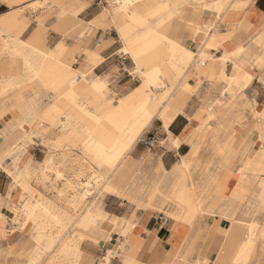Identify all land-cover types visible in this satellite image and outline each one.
<instances>
[{"label": "rangeland", "instance_id": "374dc122", "mask_svg": "<svg viewBox=\"0 0 264 264\" xmlns=\"http://www.w3.org/2000/svg\"><path fill=\"white\" fill-rule=\"evenodd\" d=\"M57 2L55 4L46 1L43 5L44 8L41 6L37 8V5L33 10L25 9L22 13L20 12L21 14L18 13L16 16L17 29H13L11 32H7L4 24L3 27H0L4 31L0 34L3 39H0V46L4 44L5 47L0 52V63L15 61L14 67L1 79L0 133L10 131L11 133L4 136H22L14 149L0 154V237H6L13 232H21L23 237V244L20 248H10L8 245L4 248L0 238V264H30L32 258L36 260L34 264H70L67 259L59 257L56 251L65 240L75 243L77 232L80 229L71 227L67 231L60 232L58 237L61 238V241L54 249L45 250L46 237L54 238L58 231L57 228L50 225L44 233H41L39 222L28 221L22 215L24 208L35 207L39 200L53 201L62 210L72 213L74 217L85 207L97 214L95 224L91 225L94 228H90L96 239L79 243L80 251L88 255V264H122L128 245L127 235L130 232V224H135L138 227L135 216L138 218V215L146 212L172 220L169 213L173 206L167 202L166 197L172 189L174 174L171 171L175 166L181 162L192 164L197 158L200 159L199 154L202 149L205 151L212 149V151L224 153L226 156L225 160H222L223 162L212 156L213 164L209 167V177H212L213 180H220L224 172L233 169L236 165L238 168L235 169L239 178L245 160L253 157L257 152H264V132H261L260 129L264 123V102L257 106L254 100L244 94L243 87L228 85L224 70L221 69L218 72L217 69V62L223 65L227 60L232 64L233 62L239 63L243 67V71L245 68L255 69L256 74L252 78H256L258 81L256 85L262 88L264 101V63L260 62V59L264 61V38L261 39L263 29L242 43V46L244 43L252 44L254 51L251 54L244 51L243 54L236 56V54L234 55L236 45L231 52L226 51L223 43L230 39L220 36L223 24L229 23V21L227 19L217 20L211 12L195 13L188 6L189 9L184 15L180 14L179 8H177L174 11L163 13L154 21L147 19L144 22L140 20L136 22L133 32L142 34L151 29L157 21L170 17L169 24L174 33H170L169 37L174 39L173 36H176L183 41L186 38H192L193 48L191 50L195 53L206 40L208 33L214 34L215 37L213 43L216 44L208 47V43H206L201 53L207 58L205 65H199L197 61L193 62L183 77L181 76V80L186 78L188 83L190 80L196 82L190 86L184 106L185 110L196 108L204 120L197 129L200 136L197 134L191 136L187 142L190 146L192 142L197 143L193 144L190 152L186 156H181L179 162L168 172L162 167L161 153L166 149L177 150L175 144L179 146V140L168 135L164 129L158 116L161 106L152 97L153 94L145 88L140 68L136 69L131 58L130 44L133 35L117 27L114 21V15L123 7L124 1L57 0ZM188 2L194 7L197 6L195 1L189 0ZM250 5L251 2L247 7ZM6 10V12L9 11L7 6ZM194 17H198L201 21L199 30L191 27L188 23ZM126 19L128 20V18ZM60 20L67 22V26L62 31L55 28ZM42 26L43 29L40 30L39 27L42 28ZM27 37L28 39H26ZM220 48L223 49L222 57L215 59L213 53ZM35 49L43 50L51 55L47 60L49 68L39 74L34 69L33 60H40L42 57L37 54ZM109 55L111 57L106 60L105 58ZM57 58H61L63 63L57 62ZM204 67L206 68L204 69ZM208 69L211 76L207 77L205 74ZM236 72L232 68L231 75L240 73ZM201 75L208 84L205 88L199 79ZM14 76L17 78L16 83H10V78ZM178 79V75L174 74L162 87L172 89ZM252 82L253 79L250 84ZM84 83L88 86L98 85L99 91L87 90L84 94V91L77 90L73 99L77 100V103L85 105L87 113L95 117H100L107 112V109L109 110L110 107L117 104L121 108H125L124 103H126L129 104V109H134L146 101L144 108L134 121V124L140 125L141 132L123 160L128 163V167L122 180H119L118 174H112L107 168L99 169L95 167L96 165H92L89 157L85 154V146L75 142L74 138V133L84 132V129L73 117L70 118L67 109H62V112L49 113L53 104L65 99L74 87H81ZM182 100L179 99V102ZM218 109L221 111L218 117L208 115L209 113L215 114L214 112ZM260 111L263 112L259 113ZM65 114L68 115L67 118ZM226 116L235 117L234 123L229 124L231 131L233 127L242 130L248 128L247 136H237L235 132L230 131L229 136H221L217 140L218 145L213 147V145L211 146L212 136L210 134L206 136L207 132H210V127L207 124L211 121L216 124L215 128H217L221 125L222 117ZM157 120L161 123V129ZM249 121L251 124H248ZM221 126L222 129H225L223 124ZM161 131L166 134L167 140H164ZM111 136L114 137L112 149L115 150L124 137H119L116 140L117 134L114 131ZM194 138L196 141H193ZM4 142H6L5 139L0 137L1 152L4 150V148L1 149ZM73 143H75L74 146ZM195 149L199 150L197 156L192 154ZM29 151L34 152L35 159L28 158L24 162L25 159L22 157L24 154L28 156ZM49 156L57 164L60 176L57 178L47 174L45 178L39 180L36 177L37 173L44 160ZM246 174L251 175L248 171ZM21 175L22 177H20ZM94 175L95 177H93ZM196 175L194 174V177ZM260 175L261 177L258 175L254 177L253 181L255 182L251 183L248 190L242 195H245L244 200L238 198L235 201L234 206L238 210L234 220L240 221L243 225L252 221H257L260 225L264 224V210L260 209V190L261 184H264V174ZM91 182L94 186L91 185ZM68 183L71 184L69 188H67ZM110 183H114V185L107 191L106 186ZM156 183L158 192L152 202L150 196ZM83 184L91 185L88 197L86 196L82 201L77 198L73 200L77 186L83 190ZM3 186L6 190L4 194H1ZM56 190L64 191L60 199L55 194ZM68 201H74L79 209L75 214L69 211ZM224 206L225 201L220 202L217 208L204 211L199 215L197 221L202 233L199 243L200 251L186 264H190L197 258L202 260L201 264H214L215 255L212 258L204 256L202 246L211 238V241L215 240L216 243H219L231 226L232 219L225 218L222 214ZM215 211L225 223V227L219 230L216 236H214L212 228L204 224L203 221ZM5 212L10 213V220ZM6 221L10 225L8 233L4 231ZM262 230L264 229L260 226L255 231V243L247 264H264ZM113 236L115 241L112 240ZM41 238L43 239L41 240ZM154 249L155 246L152 250ZM81 258L83 259L81 260ZM81 258L79 263L85 264L84 256ZM154 259L155 256L151 250L148 251V256L141 254L138 257V261L143 264H152Z\"/></svg>", "mask_w": 264, "mask_h": 264}, {"label": "bare ground", "instance_id": "6f19581e", "mask_svg": "<svg viewBox=\"0 0 264 264\" xmlns=\"http://www.w3.org/2000/svg\"><path fill=\"white\" fill-rule=\"evenodd\" d=\"M123 1H124V5L114 15V21L117 27L126 30V32L129 33L130 35H133V40L130 44L131 58L136 65V69L140 68L141 75L144 79L145 88H147L148 91L153 94L152 97H154L161 106L158 116L161 119L164 129L167 131L169 124L179 114V110L172 104L173 96L179 92H183L184 94L187 95L190 90V85L188 81L186 80V78L184 80H181V76L183 77V74H185V72L189 69L190 65L193 62L197 61L199 65H205V60L207 58L201 53L203 52V48L205 47V44L208 43L207 46L211 45L214 42L215 37L214 34L208 33L206 40L202 43V45L199 47V50L195 53L191 49L185 47L184 45H181L177 40L170 38L168 36V34L171 31L169 28L170 17H166V19L162 21L155 28H151V29L147 28L148 30L142 34H138V33L136 34L135 32H133L136 22L139 20L141 22H144L147 19L154 21L158 19L160 16H162L163 13H168L172 10L174 11L177 8H179V13L182 15L185 14L187 9L192 8L191 10H193L195 13L196 12L204 13L205 11H207L213 13L217 20L223 21L227 19L229 21L233 15L238 13L233 11L234 4L242 3V2L241 0H192L195 1L197 5L196 7H194V5L192 6L191 4H189L188 2L189 0H123ZM45 2L46 1L44 0H0V4L6 5L9 8V11L6 14L0 15V27L6 25L5 28L7 32L9 31L11 32L13 29H17L18 22L16 20V16L18 15V13L20 12L22 13V11L25 9L33 10V8L36 7L37 5H38L37 8L40 6L43 7ZM126 18H128V20ZM188 23L191 25V27L199 30L198 27L201 23L198 19H196V17L192 18L190 21H188ZM40 24L42 25V23ZM66 26H67L66 20H60L56 24L55 28L58 31H62ZM2 32L4 31L0 29V34ZM226 38H228V36ZM0 39L3 40L1 37ZM4 48H5L4 44H1L0 52L3 51ZM35 50H37L38 52L37 54L42 57L40 60H33L34 69L36 73L39 74L42 71L49 68L47 60L51 57V55L43 50H38V49ZM240 52L241 49L239 48L236 51V53H234V55L235 54L237 55ZM56 61L63 63V60L61 58H57ZM14 65H15L14 60L11 61L10 63H2V64L0 63V84L3 76L7 75L9 73V70L12 69ZM233 67L234 70L240 73L238 75L227 76L226 77L227 84L235 87L237 85H240V87H243L245 89L250 85L253 79L252 76H250L245 71L241 70L236 64H233ZM174 74H177L179 77L178 81L176 80L177 83L174 86V88L172 89L163 88L162 85L164 84L166 85V83L170 79V76ZM16 81L17 78L14 76L10 78L9 82L16 83ZM77 90L84 91L85 94V91L87 90L97 92L99 91V87L98 85L95 84L88 86L85 83L82 84L81 87L79 86L74 87L71 90L70 94L68 93L69 95L65 99L59 100L50 107L49 113H57L59 111L62 112V109H67L70 118L73 117L77 121V123H79V125H82L84 129V132L81 131V133L80 132L74 133V138H75V142L77 141L85 146V154L89 157L92 165L93 164L94 166L96 165L95 167H98L99 169L103 167L107 168L108 170L111 171L112 174H118L119 180H122L124 172L128 167V163L123 162V160L127 156L128 150H130L134 146L137 136L141 132L140 125L134 124V121L136 117L140 114L141 110L144 108L146 101L143 102L139 107L134 109H129L128 106L129 104L126 103H124L125 108H121V106L117 104L116 106L110 107L109 110L107 109V112H105L100 117H95L87 113L84 107L85 105L83 106L77 103L76 102L77 100L74 101L73 98L75 95V91ZM125 114L126 116L124 117ZM208 115L213 116L214 114L209 113ZM49 126L52 127V125ZM260 129L261 132L262 131L264 132L263 124L261 125ZM113 131L116 132L117 134V136H115L116 140L119 137H124V140L119 143V145L115 150L112 149L114 143V137L111 135ZM74 144L75 143H73V146ZM212 145L213 147H216L218 143L214 141ZM175 148H178V144H175ZM198 151H199L198 149L194 150L192 153L193 156H197ZM208 152L209 155L207 156V158H204L201 161L195 160V162L192 164H188L186 162H182L180 164L179 173L173 175L171 192L166 197V199L168 200L167 202L172 204L173 206V209L170 210L169 213L171 219L185 223L190 227L194 226V224L198 220L199 215L203 213L202 208L206 200L210 196L212 190L205 191L201 195H199L197 194V190H198L197 186L196 187L193 185L187 186L184 178L189 180L188 177L189 168L194 167L195 173L196 171H202L200 172L198 179L212 180L211 183L213 186H215L218 184L219 180L214 179L215 180L214 181L212 177L211 178L209 177L208 175L209 167L211 166V164H213L212 163L213 157H216L217 160L223 162L226 156V154L220 152H214L212 151V149L211 151L208 149ZM133 168L135 169V167ZM247 171L250 172L251 175H247L246 174ZM47 174H51L53 175V177H57V178L58 176H60V171L58 170L57 164H55V161L51 156L47 157L44 160L36 177L39 178L40 180L42 178H45ZM260 174H264V152H257L253 157L247 158V160H245L244 166L241 169L240 177L241 180L246 184V183H251L254 177H256L257 175L261 176ZM20 177H22V175ZM93 177H95V175ZM91 185L86 184L85 186L83 184L82 187L83 190H81V188H78L77 186L75 190L76 192L75 196L72 199L76 200L77 198L82 201L86 196L88 197V193L90 191ZM112 185H114V183H110L108 186H106V190L109 191ZM126 185L124 186L126 187ZM69 187H71L70 183H68L67 185V188ZM152 190L153 191L151 193V196L149 195L151 201L154 199L156 193L158 192L157 183L156 185H154ZM63 193H64L63 190H58V191L56 190L55 194L57 198L60 199ZM260 193H261L260 199L263 201L264 188L261 189ZM190 201L191 202L195 201V204L189 205L188 202ZM234 204H235V200L233 198H230L229 200L226 201V206L223 209L224 211L223 215L225 218L228 213H234L238 210L234 206ZM35 205L36 206L33 208L30 206L28 208H24L22 211V215L25 216L28 221H32L36 223L39 222V226H40L39 228L42 231L41 233H44L45 229L50 225H52L53 228L55 227V229L57 228L58 230L54 238L46 237L47 246L44 249L48 250L50 248L54 249V247H56V245L61 241V238L58 237V234H60V232L67 231L71 227L79 228L80 230H78L77 232L76 242L72 243L70 240H65L64 242L61 243L58 251L56 252L59 257L70 261L69 262L70 264H80L79 262L82 256H84L86 262L85 264H88L89 258L83 252L80 251L79 243L85 240L87 235L86 233L87 228L95 224V221L98 217L97 214L93 213L90 209H87V207H85L82 212H80L76 217H74L72 213L70 214L68 211L62 210L53 201L43 202V200H39L36 202ZM68 205L70 209L69 211L73 212L74 214L79 210L75 205L74 201H68ZM130 227H131L130 232L127 235L128 245L126 246V252L124 253L125 257L122 264H142L135 260V256L140 246L142 245L141 239L136 235L138 227H136L135 224H130ZM259 227L260 225H258L257 223H250L243 225L240 221L232 220V224L228 232V235L225 238L224 244L213 260L214 264H247V262L250 259L252 249L255 243V231ZM261 235L264 236L262 231H261ZM42 239L43 238H41V240ZM82 259L83 258H81V260ZM35 261L36 260L34 258L30 259V264H34ZM201 261L202 260L197 258L194 261H192L190 264H201L200 263ZM186 263H189V261H186L183 257H177L176 261H174L172 264H186ZM103 264H107V263H103Z\"/></svg>", "mask_w": 264, "mask_h": 264}, {"label": "crops", "instance_id": "0c3cea01", "mask_svg": "<svg viewBox=\"0 0 264 264\" xmlns=\"http://www.w3.org/2000/svg\"><path fill=\"white\" fill-rule=\"evenodd\" d=\"M44 1H50L55 4L58 3L57 0H44ZM241 2L242 3H237L236 5H234L233 11L238 12V13L231 17V19L229 20V23L226 22L223 24L221 28V33H220V36H224V38L228 36V38L230 39L229 41L223 43V47L225 48L226 51L231 52L232 50H234L235 45H236V51L239 48L241 49V52L237 54L236 56L243 54L244 51H246L248 54H251L254 51V46L252 44L247 45L244 43V46H242V43L245 42V40L248 39L249 37H254L262 29L263 31L261 33V39L264 38V0H252V1L251 0H241ZM249 2H251V5L247 7L249 5ZM6 11H7L6 6L0 4V15L1 14L3 15ZM165 19L166 18L154 23V25H152V28L157 27ZM196 19L200 21L199 18L196 17ZM229 24H235V25H229ZM169 28H170V24H169ZM39 29L42 30L43 26L42 28L39 27ZM172 31L173 30H171L170 33H174ZM170 33L168 34V36H170ZM28 37L26 39H28ZM173 37L181 45H184L185 47L189 49L193 48L192 47L193 41L191 40L192 38L191 39L186 38L183 41L182 39L176 36H173ZM215 44L216 43H213L209 46L212 47ZM222 54H223V49L221 48L213 53L215 59H220L222 57ZM110 57L111 55H109L105 59L107 60ZM260 62L261 64H263L264 61L260 59ZM233 64H236L241 70H243V67L239 63L233 62ZM233 64L229 60H227L223 65L220 62H217L218 72H220L221 69H223L225 75L230 76L232 73V68L234 69ZM205 68L206 67H204V69ZM208 71H206V74H205L207 75V77L211 76V72L209 69ZM244 71L252 77L256 74L255 70H252L250 68H245ZM199 79L202 82L203 88L208 86L207 81L205 80L203 75L199 76ZM195 83H196L195 81L190 80L189 85L193 86ZM257 83H258L257 79L253 78L252 84H250L248 87L244 89V94L248 96L249 99L254 100L257 106H260L264 102L263 101V91L261 90L262 88L260 86L256 85ZM179 99H183V100L179 102ZM186 100H187V95L184 94L183 92H179L175 94L172 99V104L179 110V114L169 124L167 134L178 139L179 146L178 148H176L177 150L166 149V150H163L161 153L160 161L162 162V167L165 171H168V172H170L172 167L179 162L181 156H186L190 152L192 145L197 143V142L196 143L192 142L191 146L187 143L190 140L191 136H194V135L196 136V134L200 136L197 129L203 122L204 117L200 113H198L196 108H194V110L193 109L185 110L184 106L186 104ZM184 110H185V113H184ZM220 112H221L220 109H218L215 111L214 115L218 117ZM262 112L263 111H260L259 113H262ZM234 119H235L234 116L222 117L221 125L223 124L225 129H222L223 127L221 125L215 128L216 126L215 123L211 121L208 122L207 126L210 127V130H209L210 132H207L206 136L209 134L210 136H212L213 139L211 140L212 142L211 146L214 141L219 143L217 140L221 136L230 135L231 128H229V124L234 123ZM159 124H160L159 125V128H160L161 123L159 122ZM248 124H251V121H249ZM232 131L235 132L237 136H247L248 128L246 130H242L238 127H233ZM8 133H11V132L9 131L5 133L4 131L0 133V137H3L6 141L3 143V147H1V149L4 148V150L2 152L0 151V154H4L8 152L10 149H14V147L19 144L18 142L22 138V136H17V135L15 137L14 136H4V135H7ZM161 135H163L164 140L165 139L167 140V136L164 132L161 131ZM193 141H196L195 138L193 139ZM198 154H199V151L197 155ZM208 155H209L208 149L206 151L202 149V152H200L199 154L200 159L197 158L196 161H201L204 158H207ZM23 158L25 159L24 162L28 158H31L33 160L35 159V154L34 152L29 151L28 156H25L24 154L22 159ZM180 164L173 168V170L171 171L172 174L179 173ZM235 168L237 169L238 167L235 165L233 169L224 172V174L221 176L220 180L218 181V184L215 186L212 185L211 180H199L198 179L199 174L202 171H196L195 173L194 167L189 168L188 170L189 180L184 178L187 186L189 185H193L195 187L197 186L198 188L197 194L199 195H201L205 191L212 190L210 196L208 197V199L206 200L202 208L203 212L217 208L220 202L225 201V206H226V201L229 200L230 198H233L235 201L238 198L240 199L242 198L241 200H244L245 195L244 196L242 195L248 190L250 184L255 181L245 184L241 180V177L238 178L237 170ZM194 174H197V175L194 177ZM261 186H262L261 189L264 188V184H261ZM5 190H6L5 186H3L1 194H4ZM260 196H261V193H260ZM260 201H261L260 209L264 210V200L262 201L260 199ZM188 203L189 205L191 204L194 205L195 201H192V202L190 201ZM205 207L207 208L206 210L204 209ZM223 213L224 211L222 212V214ZM236 213L237 211L234 213H228L226 218H231L232 220H234V216L236 215ZM6 214L8 215V220H10L9 219L10 213H6ZM159 218L161 217L152 215V214L150 215V214H147L146 212H143L140 215H138V218L135 216V222L138 223L136 235L141 239V242H142V245L140 246L135 256V260L138 261V257L141 254L148 256V251L150 250L153 252L155 256L154 262L152 264H172L174 261H176L177 257H183L186 261H189L195 258V255L198 253V251H200L199 243L201 241V236H202L201 229L198 225V221L194 224L193 227H190L186 225L185 223L175 221V220H168L167 224H163V220H165V218L162 217L160 221H159ZM203 221H204V224L212 228L214 236L218 234L219 230L225 227L224 221L217 215L216 211L209 214ZM8 223L9 222L6 221V224L4 225V231L6 233L10 231V225ZM251 223H257L258 225H260L259 222L257 221H252ZM260 226H262V228L264 229V224ZM91 227L94 228V226H90L87 229V232H86L87 235L84 241L96 239L94 232L90 231ZM230 227L226 231V233L223 235L222 240L219 243H216L215 240L211 241L212 239L211 238L203 244L202 254L204 256L208 258H212L214 255L216 256L218 254V252L221 250L224 244L225 238L228 235ZM262 232L264 235V230H262ZM114 236L112 239L113 241L116 240ZM0 238L2 239L1 240L2 247L4 248L6 247V245H8L10 248L11 247L20 248L23 244V237L21 236V232H13L12 234L7 235L6 237L2 236ZM154 246H155V249L152 250ZM86 256L88 257V255Z\"/></svg>", "mask_w": 264, "mask_h": 264}, {"label": "built area", "instance_id": "2783aa9c", "mask_svg": "<svg viewBox=\"0 0 264 264\" xmlns=\"http://www.w3.org/2000/svg\"><path fill=\"white\" fill-rule=\"evenodd\" d=\"M161 218H162V216H161ZM161 218H159V221L161 220ZM167 223H168V219L163 220V224H167Z\"/></svg>", "mask_w": 264, "mask_h": 264}]
</instances>
